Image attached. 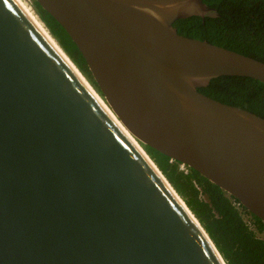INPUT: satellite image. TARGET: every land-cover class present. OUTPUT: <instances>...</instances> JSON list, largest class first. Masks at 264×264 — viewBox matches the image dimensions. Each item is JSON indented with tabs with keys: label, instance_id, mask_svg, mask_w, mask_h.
Returning a JSON list of instances; mask_svg holds the SVG:
<instances>
[{
	"label": "water",
	"instance_id": "obj_1",
	"mask_svg": "<svg viewBox=\"0 0 264 264\" xmlns=\"http://www.w3.org/2000/svg\"><path fill=\"white\" fill-rule=\"evenodd\" d=\"M35 1L103 95L27 0H0V264H227L93 90L142 145L264 223V118L199 92L221 76L264 83V62L178 33L220 16L204 0Z\"/></svg>",
	"mask_w": 264,
	"mask_h": 264
},
{
	"label": "trees",
	"instance_id": "obj_2",
	"mask_svg": "<svg viewBox=\"0 0 264 264\" xmlns=\"http://www.w3.org/2000/svg\"><path fill=\"white\" fill-rule=\"evenodd\" d=\"M219 17H191L174 23L178 33L264 62V0H204ZM40 20L62 49L101 94L83 54L63 26L33 0ZM221 103L264 118V83L248 77L221 76L199 89ZM174 190L212 238L227 264H264V223L237 199L196 170L145 146ZM249 215L255 230L245 216ZM263 235V236H261Z\"/></svg>",
	"mask_w": 264,
	"mask_h": 264
},
{
	"label": "bare ground",
	"instance_id": "obj_3",
	"mask_svg": "<svg viewBox=\"0 0 264 264\" xmlns=\"http://www.w3.org/2000/svg\"><path fill=\"white\" fill-rule=\"evenodd\" d=\"M32 6V5H31ZM42 22V21H41ZM43 23V22H42ZM46 26V25H45ZM49 31V30H48ZM50 32V31H49ZM51 34V33H50ZM52 35V34H51ZM53 37V36H52ZM54 38V37H53ZM55 39V38H54ZM56 41V40H55ZM57 42V41H56ZM58 43V42H57ZM60 46V44H58ZM61 47V46H60ZM62 49V47H61ZM63 50V49H62ZM64 51V50H63ZM65 53V52H64ZM68 56V55H67ZM72 61V60H71ZM73 63V61H72ZM74 64V63H73ZM75 65V64H74ZM75 67L78 69V67L75 65ZM79 70V69H78ZM80 72V70H79ZM81 73V72H80ZM85 78V77H84ZM85 80L87 81V79L85 78ZM88 82V81H87ZM88 84L90 85V82H88ZM91 87V86H90ZM93 90V87H92ZM94 93L96 94V96L99 98V100L102 102V104L105 106V108L110 112V114L112 115V117L118 122V124L121 126V128L125 131V133L129 136V138H131V140L137 145V147L141 150V152L144 153V155L152 162V164L159 170V167L156 165L154 159L151 157V155L148 153V151L146 150L145 146L142 145L140 143V141L138 139H136L130 132L129 130L121 123V121L119 119H117V117L113 114V112L111 111V109L105 104V102L101 99V97L97 94V92H95V90H93ZM143 150H142V148ZM164 178H166L164 176ZM168 181V180H167ZM169 182V181H168ZM175 191V190H174ZM177 193V192H176ZM195 217V216H194Z\"/></svg>",
	"mask_w": 264,
	"mask_h": 264
},
{
	"label": "rangeland",
	"instance_id": "obj_4",
	"mask_svg": "<svg viewBox=\"0 0 264 264\" xmlns=\"http://www.w3.org/2000/svg\"><path fill=\"white\" fill-rule=\"evenodd\" d=\"M28 1V3L30 4V6L32 7V9L34 10V12L36 13V15L38 16V14H37V12H36V10H35V8H34V5H33V0H27ZM38 18H39V16H38ZM40 19V18H39ZM44 24V23H43ZM45 25V24H44ZM46 27V26H45ZM47 28V27H46ZM56 40V39H55ZM57 41V40H56ZM58 42V41H57ZM58 44H59V42H58ZM142 148V147H141ZM142 150H143V148H142ZM144 151V150H143ZM180 168L182 169V170H185L186 168L184 167L183 168V166L181 165L180 166ZM245 219H247V220H251L252 221V219H251V216H249V215H246L245 216ZM261 236H263V235H261Z\"/></svg>",
	"mask_w": 264,
	"mask_h": 264
},
{
	"label": "built area",
	"instance_id": "obj_5",
	"mask_svg": "<svg viewBox=\"0 0 264 264\" xmlns=\"http://www.w3.org/2000/svg\"><path fill=\"white\" fill-rule=\"evenodd\" d=\"M183 166V168H184V165H182ZM247 220V219H246ZM247 222H248V224L250 225V227L252 228V229H254L255 230V226L252 224L253 222L250 220H247Z\"/></svg>",
	"mask_w": 264,
	"mask_h": 264
}]
</instances>
